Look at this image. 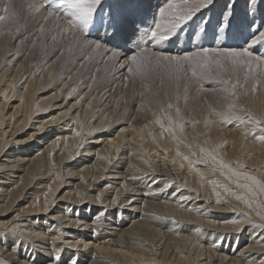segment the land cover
Segmentation results:
<instances>
[{
  "label": "bare ground",
  "instance_id": "obj_1",
  "mask_svg": "<svg viewBox=\"0 0 264 264\" xmlns=\"http://www.w3.org/2000/svg\"><path fill=\"white\" fill-rule=\"evenodd\" d=\"M250 19L260 23L259 10ZM236 23L240 41L246 23L239 13L229 26ZM14 57L0 68V213L11 216L0 224V236L15 221L7 231L29 242L26 251L19 245L21 257L50 264L53 245L63 251L79 244V264H264V148H248L236 135L220 159L213 117L202 127L189 115L180 124L162 117V124L157 113L137 104L131 118L121 119L124 108L109 104V89L95 94L67 80L44 97L42 74L25 71L26 56ZM120 60L118 70H124ZM73 88L79 91L75 102L64 109ZM4 97L17 104L9 115ZM230 109L246 116L244 109ZM43 111L56 115L32 125L31 115ZM136 118L143 123L134 124ZM30 125L32 133L16 140ZM31 141L35 147L26 146ZM69 166L75 171H66ZM218 166L230 175L234 192L216 193L209 185L224 178L211 170ZM64 187L72 191L59 196ZM15 239L9 235L3 247ZM11 254L8 259L18 264ZM73 254L65 249L63 264Z\"/></svg>",
  "mask_w": 264,
  "mask_h": 264
},
{
  "label": "rangeland",
  "instance_id": "obj_2",
  "mask_svg": "<svg viewBox=\"0 0 264 264\" xmlns=\"http://www.w3.org/2000/svg\"><path fill=\"white\" fill-rule=\"evenodd\" d=\"M243 1L240 3V10L236 11L232 17L234 18L239 13L240 21L246 23V34L244 35L242 33L241 35L240 33V41L236 40L238 34H235V32L239 30L237 23L236 25L232 24V28L229 26L224 32L218 30L220 21L216 13L222 6L223 0L217 1L216 9L211 11L204 9L202 10V15L197 14L193 21H189L186 25L182 26L176 34H173L175 36L171 42L169 40L162 41L159 38L152 39L149 26L154 27V22H151L150 19L153 17L150 15L143 25L146 28L147 35L140 41V47L145 48L143 58H138L136 65H132L130 61L126 62V60L121 59L125 61L124 70H118L119 59L110 58L102 50L93 51L87 47L78 46V43H73L70 50L69 41L73 37L72 33L66 31L68 17L62 15L63 9L55 8V5L50 7L46 6L45 0H0V15L4 14L3 9L5 6L9 7L10 15L14 14L12 19L0 21V68L4 67L7 61L14 56L16 59H21L26 56L25 61L27 59L30 60L29 62L28 60L26 61L27 63L24 66L25 71L28 73L29 70L30 73H37L38 71V73H41L43 78L42 88L48 87V90L43 94L44 97L54 94L55 90H58L60 87L58 84L64 81L66 82L67 80L68 82L70 81V86L77 85L78 88L88 86L91 92L95 94L109 89L111 92L109 97L111 102L109 104L118 101L121 104L120 107L122 109L124 108L122 111L124 116L122 115L121 119L124 117L127 119L130 116L132 117L133 109H135V105L137 104L142 105L144 110L146 109L154 114L157 113L156 116L160 118V122H162V117H164L163 120L171 118L174 123L180 124L189 115L191 117L193 116L192 119H194L195 123L202 124V127L206 125H203L206 117V120H208L211 116L217 123L215 134L218 147L217 153L215 152V154L220 159L222 153L224 155L229 154L232 138L236 135L242 138V143L248 148H264V63H260L254 59L252 71L246 74V78L240 72L230 74L227 68L219 73L212 70L210 75L205 73L204 70L196 68V75H193V69L188 64H185L182 69L177 70L175 62L163 61L153 55L154 52L183 55L199 51L202 47L222 48L244 46L247 40L251 38L249 32H251V24L255 23V20L250 19L248 23L246 22V19L251 18V16H246ZM164 2L165 0H152V3L156 6ZM192 2L193 0H189V3ZM167 3L176 5L175 12L178 14L181 11L180 6L183 4V0H167ZM33 4L42 5L41 10L44 13L35 12L30 7ZM241 6H243L242 8L244 10H241ZM49 11L53 12L51 16H48ZM204 17L210 18V23L207 25L201 22ZM77 34L82 35L79 33V30H77ZM257 47H259L260 54L264 55V47H260L259 45ZM45 65H48L47 67L50 66L51 71L48 72V68ZM129 67L133 69L132 72L128 71ZM36 69L37 71H35ZM213 69H215L214 65ZM49 73L50 75L48 77ZM119 74L121 75L119 76ZM224 81H228V83H224ZM233 84H235V88H233ZM78 92L75 91L72 97L66 100L64 109H67L75 102L74 100ZM3 100L4 103L7 102L3 108V113L9 115L13 111V107L17 104L14 100H7V97H4ZM57 103H50V105ZM169 105H172V107L169 108ZM102 106L106 107L107 105L104 104ZM231 107L233 110L244 109L246 113V116L243 117L244 119L238 115H234L230 109ZM177 108L180 110L179 116L181 119L177 115ZM256 111H259V119L255 118L257 116H254ZM129 113L130 115L128 116ZM248 114L250 115L248 116ZM55 115L56 112L54 111H43L38 115L37 113L36 115L33 113L31 115V124L37 126L41 121L47 122L54 119ZM173 118H177V120ZM247 118H250L252 122L247 120ZM136 120L134 124L143 123L141 118H136ZM178 120L181 121L178 122ZM32 125L26 130L21 131V134L18 135L16 140H24L27 135L31 134ZM38 137L40 140L42 136L39 135ZM26 146L35 147L36 145L35 142L31 141ZM220 159L217 161V164L222 166ZM220 166H218L219 169L215 168L211 170L219 172L224 178L210 180L209 185L215 187L213 191L216 193L218 189L222 193L234 192L232 188L234 182L228 178L230 175H224ZM65 170L68 172L75 171L72 166L66 167ZM236 173L239 174L238 172ZM58 176L59 173L54 180H57L59 178ZM100 185L98 191L92 194L93 196L98 195L99 190L103 189L104 185ZM52 188L54 187H50V189ZM69 190L72 191L71 187H64L59 196ZM83 205H86V202ZM5 217L0 213V224L11 216H8L6 219ZM20 239L22 241L20 240L17 244L16 251L14 249L16 255L11 254L10 251H2L3 245H0V264H8V262H11L8 259V255L10 254L14 256L13 261L18 262V264L21 262H26V264L34 262V260L30 262L32 257L28 258L26 256L28 258L27 261L19 255L20 246L24 251L28 250L29 247L28 241L22 238ZM21 242L23 243L21 244ZM11 243L13 242L6 244L4 247H9L8 249H10L12 246ZM229 245V243L226 244V248ZM55 246L53 245V256H60L62 250ZM40 259L44 260L42 257ZM53 263L55 264L56 261H53ZM63 263L61 257L60 264ZM11 264L14 263L11 262Z\"/></svg>",
  "mask_w": 264,
  "mask_h": 264
},
{
  "label": "snow or ice",
  "instance_id": "obj_3",
  "mask_svg": "<svg viewBox=\"0 0 264 264\" xmlns=\"http://www.w3.org/2000/svg\"><path fill=\"white\" fill-rule=\"evenodd\" d=\"M239 0H223L222 6L216 13L219 16V31L224 32L229 27V21L235 13L236 5ZM46 6L55 5V8L63 9V16L67 19V32L72 33L73 39L69 41V48L73 43H78L80 47H87L93 51L102 50L110 58H119L130 61L132 65H136L138 58H143L145 48L140 47V41L147 35L146 28L143 27L144 22L151 15L154 22V27L149 26L152 39L159 38L160 40L173 41L174 36L182 26L187 22L193 21L197 14L202 15V10H213L217 7V0H183L180 6L181 11L176 14V5L161 3L156 6L152 0H45ZM246 16H254L259 10L260 23L251 24V38L242 47H202L199 51L186 54H162L154 52L153 55L159 57L163 61L175 62L177 70L182 69L185 64L193 69V75H196V68L204 70L205 73L211 74L212 70L220 71L225 68L230 74L240 72L245 75L252 71V63L255 59L260 63H264V55L260 54L259 47H264V0H244ZM35 12H40L42 5L33 4L30 6ZM55 10V9H53ZM4 14L0 15V21L12 19L14 14H9V7L5 6ZM53 14L48 12V16ZM47 19V17H45ZM207 25L210 23V18L204 17L201 21ZM77 30L82 35L77 34ZM55 39V37H53ZM213 65L215 69H213ZM132 72L131 67L128 68ZM203 74V73H202ZM228 83V81H224ZM235 88V84H233ZM76 89L73 88L72 92ZM72 92L69 96H72ZM172 105H169L171 108ZM179 115V108L176 109ZM157 123H160L158 120ZM225 165H222L224 167ZM249 179H251L249 177ZM103 210L98 211V215H102ZM15 221H12L6 227L3 236H0V245L6 243L9 235L16 237L12 244V249H16L20 238L15 233L7 231L11 228ZM264 228V225L261 226ZM243 229V228H242ZM241 229V231H242ZM264 242V241H262ZM55 247H60L56 245ZM71 250L74 254L68 258L65 264H79V257L75 252L80 251V246L77 244L75 249L65 247ZM5 251H9L4 247ZM88 250V245H84L83 251ZM60 256H51L50 264L55 260L56 264H60ZM16 255V252L13 253ZM32 259H35L34 257ZM11 264V262H8Z\"/></svg>",
  "mask_w": 264,
  "mask_h": 264
}]
</instances>
